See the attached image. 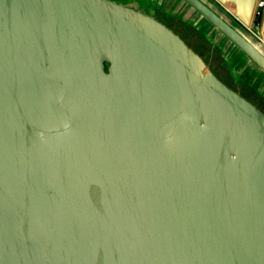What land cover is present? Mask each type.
I'll return each instance as SVG.
<instances>
[{"label":"water","instance_id":"water-1","mask_svg":"<svg viewBox=\"0 0 264 264\" xmlns=\"http://www.w3.org/2000/svg\"><path fill=\"white\" fill-rule=\"evenodd\" d=\"M0 264H264V111L150 13L0 0Z\"/></svg>","mask_w":264,"mask_h":264},{"label":"crops","instance_id":"crops-1","mask_svg":"<svg viewBox=\"0 0 264 264\" xmlns=\"http://www.w3.org/2000/svg\"><path fill=\"white\" fill-rule=\"evenodd\" d=\"M160 19H175L193 27L203 37L208 46L205 61L218 77L237 90L264 111V70L259 67L229 37L212 24L184 0H117ZM238 31L251 40L264 53V47L258 45L233 18L222 13L220 5L213 0H202ZM263 11L264 5L255 8ZM223 9V8H222ZM254 14V13H253ZM164 22V21H163Z\"/></svg>","mask_w":264,"mask_h":264},{"label":"trees","instance_id":"trees-1","mask_svg":"<svg viewBox=\"0 0 264 264\" xmlns=\"http://www.w3.org/2000/svg\"><path fill=\"white\" fill-rule=\"evenodd\" d=\"M258 20L262 19V14L257 16ZM166 25L177 32L195 51L204 59H207L208 46L203 37L193 27L173 19H162ZM241 92V91H239Z\"/></svg>","mask_w":264,"mask_h":264},{"label":"built area","instance_id":"built-area-1","mask_svg":"<svg viewBox=\"0 0 264 264\" xmlns=\"http://www.w3.org/2000/svg\"><path fill=\"white\" fill-rule=\"evenodd\" d=\"M216 1V0H215ZM217 2V1H216ZM219 3V2H217ZM221 5L222 8H224L225 10H227L229 12V14L232 16L231 18H233L235 21H237L239 23V25L241 26V28L260 46L264 47V36L262 33V19L258 20L257 16L262 14L263 15V11L259 8H256L254 11V14L252 16L251 21L248 24H244L243 22H241L230 10L229 7H227L226 5H223L221 3H219ZM257 4L258 7H262L264 5V0H257Z\"/></svg>","mask_w":264,"mask_h":264},{"label":"rangeland","instance_id":"rangeland-1","mask_svg":"<svg viewBox=\"0 0 264 264\" xmlns=\"http://www.w3.org/2000/svg\"><path fill=\"white\" fill-rule=\"evenodd\" d=\"M214 2H216L215 0H213ZM217 3V2H216ZM219 4V3H218ZM220 5V4H219ZM220 7H221V5H220ZM221 9V11H222V13H224V15L226 16V17H228V18H230V17H232L230 14H229V12L227 11V10H225L224 8L222 9V8H220Z\"/></svg>","mask_w":264,"mask_h":264}]
</instances>
